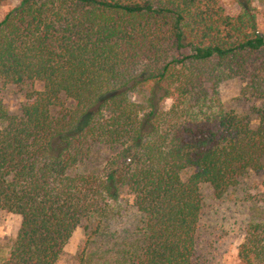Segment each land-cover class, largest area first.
I'll return each mask as SVG.
<instances>
[{
    "label": "trees",
    "instance_id": "trees-1",
    "mask_svg": "<svg viewBox=\"0 0 264 264\" xmlns=\"http://www.w3.org/2000/svg\"><path fill=\"white\" fill-rule=\"evenodd\" d=\"M228 80L246 112L221 103ZM28 82L42 90L8 113L1 92ZM262 172L264 36L248 2L230 16L219 0H21L0 20V210L20 218L1 264H57L81 225L76 264H199L201 185L221 199ZM125 199L138 226L120 231ZM244 232L241 264H264V223Z\"/></svg>",
    "mask_w": 264,
    "mask_h": 264
},
{
    "label": "rangeland",
    "instance_id": "rangeland-1",
    "mask_svg": "<svg viewBox=\"0 0 264 264\" xmlns=\"http://www.w3.org/2000/svg\"><path fill=\"white\" fill-rule=\"evenodd\" d=\"M21 0H0V20ZM248 2L256 15L257 29L264 36V0H219L225 13L236 16L241 11V4ZM242 84L238 80H228L218 87L219 99L226 110L237 113L246 112L247 105L241 100ZM42 90L39 82H28L22 85H7L1 92V100L10 114L18 111L32 91ZM172 100L164 105L168 108ZM67 106L72 102L65 100ZM91 167H80V172L100 168L106 153L94 152ZM201 194L205 203V215L201 221L196 244V256L199 264H241L238 258V247L244 238V231L251 223H264V172L251 173L239 181V184L221 199H216L208 185H201ZM122 216L113 223V228L120 231L138 226L136 211L131 200H124L120 207ZM116 219V218H115ZM20 218L13 213L0 210V264L10 251L19 228ZM85 242L84 226H79L66 245L63 256L57 264H76L82 253Z\"/></svg>",
    "mask_w": 264,
    "mask_h": 264
}]
</instances>
